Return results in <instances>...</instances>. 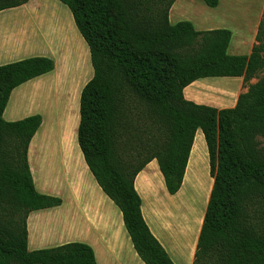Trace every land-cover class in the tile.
Wrapping results in <instances>:
<instances>
[{
  "label": "trees",
  "instance_id": "16d2710c",
  "mask_svg": "<svg viewBox=\"0 0 264 264\" xmlns=\"http://www.w3.org/2000/svg\"><path fill=\"white\" fill-rule=\"evenodd\" d=\"M30 1L0 0V12ZM59 1L71 11L94 70L81 93L78 144L96 182L121 211L142 261L174 264L143 217L136 177L156 160L168 193L177 194L201 130L214 184L193 264H264V77L258 78L264 13L251 54L237 56L228 53V29L171 24L176 0ZM54 69L47 57L0 66V264H97L84 243L28 248L29 215L62 200L37 191L29 166L42 117L7 122L3 114L14 89ZM205 78L258 81L233 108L218 109L184 96Z\"/></svg>",
  "mask_w": 264,
  "mask_h": 264
},
{
  "label": "crops",
  "instance_id": "0c3cea01",
  "mask_svg": "<svg viewBox=\"0 0 264 264\" xmlns=\"http://www.w3.org/2000/svg\"><path fill=\"white\" fill-rule=\"evenodd\" d=\"M221 5L219 0L216 8ZM195 6L201 7L199 1L176 0L170 11L171 24L189 21L198 31L228 29L232 32L228 53L251 54L260 15L244 23L248 31H242L234 21L221 15L194 14ZM201 10L205 11L203 7ZM83 39L72 13L56 0H33L0 12V66L33 57H47L55 62L52 72L14 89L3 114L7 122L34 115L42 117V125L29 146V166L37 191L62 200L59 207L29 215L28 248L36 251L85 243L94 250L97 264H145L133 246L121 211L96 182L76 141L85 85L79 84L78 68L81 54L88 51ZM197 83L187 87L184 96L201 104L196 99L197 91L192 92ZM240 94L239 89L236 96L226 95L225 103L229 105L220 109L233 108ZM213 184L208 147L201 130L196 133L177 194L168 193L156 160L136 177L143 217L174 264L194 262ZM195 211L199 212L198 224L191 231L188 220Z\"/></svg>",
  "mask_w": 264,
  "mask_h": 264
},
{
  "label": "rangeland",
  "instance_id": "374dc122",
  "mask_svg": "<svg viewBox=\"0 0 264 264\" xmlns=\"http://www.w3.org/2000/svg\"><path fill=\"white\" fill-rule=\"evenodd\" d=\"M56 1L60 5H63V7L67 9V11L71 14V11L68 9L67 6H65L59 0ZM197 1H199L201 7L195 6L194 14L199 16L221 15L225 18H228L229 20L234 21L235 24L242 31L246 30L245 27H243V25H245L244 23H247V21L252 22L256 20V18H258L259 15L261 16L260 17L261 20L263 18L264 0H221L222 5L221 7H219V9L208 7L207 5L204 4L202 0H197ZM202 7L204 8L205 11L201 10ZM78 32L80 33L79 30ZM81 37L83 38L82 34ZM83 41L87 47V43L85 39H83ZM87 48L88 51L86 53L83 52V54H81L79 68H78L79 72L77 76L79 80V84L85 83V85L93 78L94 75L89 47ZM262 77H264V71L259 73L258 75V78H262ZM234 81H238V83H236L235 85ZM257 81L258 79H253L250 83L244 85L243 81L241 82L239 78H205L196 81L198 83L192 87V92L197 91L196 99L199 103L220 109L224 106L229 105L225 103L226 100L228 99L226 95L229 94L232 96H236L239 89L241 93H245L248 90V86L250 84H255ZM207 83H209L212 87H209ZM85 85L83 86V88L85 87ZM76 141L78 143V136H76ZM259 141L261 143V147H264V139L260 138ZM55 168H60V167L55 166ZM184 209H188V207L184 206ZM191 211L192 210H190V212L188 213H191ZM192 213H193V217L190 220H188V224L190 226L191 231H193V227L195 223H197L196 221L199 218L197 217L199 214L198 211Z\"/></svg>",
  "mask_w": 264,
  "mask_h": 264
}]
</instances>
